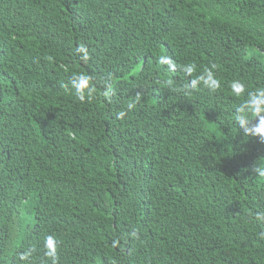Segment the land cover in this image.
I'll return each instance as SVG.
<instances>
[{
	"label": "trees",
	"instance_id": "trees-1",
	"mask_svg": "<svg viewBox=\"0 0 264 264\" xmlns=\"http://www.w3.org/2000/svg\"><path fill=\"white\" fill-rule=\"evenodd\" d=\"M186 63L221 88L186 93ZM234 79L264 87V0H0V264H51L47 236L56 264H264Z\"/></svg>",
	"mask_w": 264,
	"mask_h": 264
},
{
	"label": "clouds",
	"instance_id": "clouds-1",
	"mask_svg": "<svg viewBox=\"0 0 264 264\" xmlns=\"http://www.w3.org/2000/svg\"><path fill=\"white\" fill-rule=\"evenodd\" d=\"M77 52L82 54L81 59L87 60L88 53L84 45H80L77 48ZM158 63L160 65H167L168 69L175 71L177 68L176 62L165 54L158 56ZM187 76L191 77L189 83L185 85L186 93H190L192 90L202 86L210 91H216L221 88V81L216 75V65L212 64L210 67H204L199 70L194 63H186L181 66ZM93 78L90 75L79 73L73 75L69 81L71 90L74 91L76 98L79 101L91 100L95 91L92 83ZM106 87L111 89L112 85L110 80L106 81ZM166 83L171 86L172 80H167ZM67 87V85L65 86ZM231 94L234 97H244L243 101L237 104L233 111V117L236 125L240 129H243V133L246 137H259L261 141H264V87L256 88L255 90L248 91L246 84L240 79H234L228 85ZM108 93H105L107 95ZM135 102L127 104V110L131 111L135 108ZM126 115V111H120L117 113V118H123ZM255 121V123H252ZM260 177L264 178V167H255L253 169ZM257 221H264V212H258L255 214ZM135 232L132 235L135 236ZM264 236V233H261ZM58 240L54 236H47L44 240V246L46 249L45 255L51 259V264H56V252ZM30 251L25 252L20 256L22 261L27 260L30 256Z\"/></svg>",
	"mask_w": 264,
	"mask_h": 264
}]
</instances>
